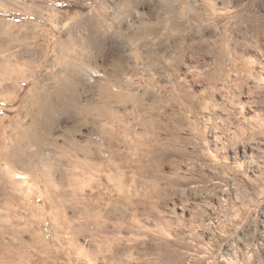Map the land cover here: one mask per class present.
I'll return each instance as SVG.
<instances>
[{
  "label": "rangeland",
  "instance_id": "1",
  "mask_svg": "<svg viewBox=\"0 0 264 264\" xmlns=\"http://www.w3.org/2000/svg\"><path fill=\"white\" fill-rule=\"evenodd\" d=\"M131 1L124 22L85 49L96 57L73 70L78 84L59 71L74 64L60 42L85 43L88 28L77 22L102 0H0V165L3 152L26 159L16 169L24 178L0 181V264H264V0ZM118 2L105 6L109 22ZM120 65L122 99L101 111L100 85ZM134 68L150 72L152 85L130 78ZM61 79L75 100H51L33 139L30 90L37 82L52 98ZM171 137L197 155L180 163L190 183L177 192L168 180L174 160L164 176L139 172L151 166L148 148ZM48 166L58 202L41 181ZM146 189L163 193L148 199L157 207L131 208L129 197Z\"/></svg>",
  "mask_w": 264,
  "mask_h": 264
},
{
  "label": "bare ground",
  "instance_id": "2",
  "mask_svg": "<svg viewBox=\"0 0 264 264\" xmlns=\"http://www.w3.org/2000/svg\"><path fill=\"white\" fill-rule=\"evenodd\" d=\"M108 1L110 2L111 0H102L100 7H98V6H97L98 8L95 7L96 10L94 8L93 12L90 15H87V16L85 15L83 18H81L77 22L78 24H82V25L85 24L87 26V28H88V34H87L88 37H87V40H86L85 43L80 42L79 40L75 39L74 37L71 39L70 35L67 36L66 38H64V40H62L60 42V45H62L60 47L63 48V51L61 49L62 53L64 54V56L66 57V59L68 61L73 62L74 64H73V67L69 68V69H68L69 66H62V67H60L59 71L61 73H63V74H67L66 75L67 77L69 76L75 82L77 81V83L81 82V80H80L81 78H79V75L74 73L73 70L77 68V69H82L84 71L89 66L90 62H94L95 61V57L96 56L94 54L88 52L89 48L87 49V51L85 50L87 48V46H92V47H95V48H96V46H99L98 43L100 41H102V38H104L106 36L105 35L106 34L105 33L106 30H103L104 27L108 26L109 28H111L112 25H115V26L118 25L119 26L121 23H123L124 21H123L122 17L124 16L125 12H127V13L129 12V6L132 3L131 0H118L119 2L116 3V8H117V14L119 16L116 19H113V20L111 19L112 21L109 22L110 18H107V17L104 16L105 15V6L107 5ZM155 26H153L152 24H149V25L148 24H145V25L143 24L142 28L144 29V31H147V32L150 33V32H155V30H156ZM165 28L166 27L164 26V29ZM69 30L71 31L72 29L70 28ZM99 30H101V31L99 32ZM70 40H73V42L71 44L72 46H70V47L68 46L66 48V46H67L66 43L70 45V43H69ZM99 49H100V47H99ZM99 54H100V52H99ZM124 66L120 65L118 67H112L110 71L115 74V76H113V77H115V81L113 82V81L109 80V81L103 83L102 85H100V95H101L102 99H101L99 110H101V111L104 110L105 112L110 113V111H109L110 100L113 97L116 98V99L119 98V93L116 91V86H119V84H120V79L119 78L123 74V72L125 71V67ZM98 75L99 74H94L93 73L92 76H98ZM117 76H119V77H117ZM147 80H148V85H152L151 84L152 83V79L148 78ZM67 83L65 82V80L61 79L60 85L56 88L55 93L52 96V98L49 95H47V93H46L47 92V88L46 87L41 86L37 82L34 83L32 89L30 90V96L31 97H30V101L29 102H30V105L32 106L33 110L35 111V113L34 114L32 113L33 115L31 114V116H30L31 124L28 127V129H25L26 132L28 133V135H30L33 139H37L38 135L36 133L37 132L36 129H38L37 127L40 125V122L42 120H45L48 117V115L50 114L49 106H50L51 100L62 101V102L74 101L75 100L74 99L75 95L73 94V90L72 89L71 90L67 89ZM131 87H132V85H131ZM161 87L162 88H166L164 85L161 86ZM151 126L154 128V125H151ZM106 133L108 135H111L112 130L108 129V130H106ZM145 136H146V134H143V137H145ZM20 138H21V136L17 135L15 137V140L11 142V145H12L13 149L17 148V143H19ZM168 149H170V146H167V147L165 146V148L163 147L161 149V151L156 152L155 155L153 156V162H154L155 169H151V170H149V172L144 171V173L142 175H146L147 174V175H152L154 177L164 176V174L161 173V168L159 167V165H160L161 161L166 157ZM174 151H175V154H176V156H177V158L179 160L178 161V166L175 167L173 174L168 178V180L174 185L175 192H177V191H179L182 188L180 186H183V185L187 184V182L189 181V177H186V176H184L185 174H182L181 172H179V168H180L179 165L183 161V159H185V158H186V160L188 159V160H192V161H193V159H192V156L187 151H185L184 149H182L180 147L178 149H174ZM79 153H81V152H79ZM85 156H86V154H84V158H85ZM1 159L4 161V163H3V165H0V181L1 180L3 181L11 173H12V175H10V177H12V179L24 178L23 173L20 172L21 170L17 171L16 169L20 168L22 165H24L26 163V159L21 157L19 154L15 155L14 151L13 152H3V155H2ZM83 164H85L84 161H83ZM184 164H187V162L184 163ZM184 167H185V165H184ZM186 167H187V165H186ZM187 168L188 169L189 168L190 169H194L193 162L192 163H191V161L188 162V167ZM54 172L55 171L51 167H49V166L46 167V169L43 172V175H42L43 177L41 178L42 179L41 181L45 184L47 192L48 191L52 192V194H49V195L47 194L49 196V199L52 200V202H56V201L58 202L59 201L58 198H59V195H61V193H58V194L55 193L53 191L55 188L54 189L52 188L53 184H51V182L49 181V176L54 175L55 174ZM79 174L82 175L84 173L80 172ZM192 177H191V180H192ZM111 179H112V176H111ZM193 181H194V179H193ZM59 183H62V181L60 180ZM188 183H190V182H188ZM12 188H14V187H12ZM162 195H163V193L160 192L158 189L157 190L146 189L143 192L142 197H140L139 200H133L132 197H129V206L131 208H135L136 207L138 209L141 206L142 203L143 204L145 203V205H147L148 203H151L152 207H157V205H158L157 200L149 202L148 199L149 198H151V199H153V198H155V199H163V197H161ZM57 210H59V209H57ZM0 243H1V241H0Z\"/></svg>",
  "mask_w": 264,
  "mask_h": 264
},
{
  "label": "crops",
  "instance_id": "3",
  "mask_svg": "<svg viewBox=\"0 0 264 264\" xmlns=\"http://www.w3.org/2000/svg\"><path fill=\"white\" fill-rule=\"evenodd\" d=\"M175 29V30H174ZM179 30V28L177 27V29L175 28V27H173V28H170V31H178ZM171 36H173V35H171ZM180 45H177L176 46V49H178V51H180ZM156 58V57H155ZM155 58H153V59H155ZM139 60V58H138V56L137 55H134V57H130V59L129 60H127V59H125V62L127 61L128 63L129 62H137ZM130 67H132V66H130ZM133 68V67H132ZM125 71H126V68H125ZM176 72V71H175ZM175 72H172V71H170V70H168V71H166V73H167V75H169L170 77H175L176 75H177V73H175ZM136 73H140L141 75H139V74H136ZM139 75V78H141V77H144V78H151V73L149 72V73H143V72H140V71H138L136 68H134V69H130V71H129V77L131 78V77H135V76H138ZM115 76V75H114ZM153 77V76H152ZM152 79V78H151ZM165 87H166V85H164ZM165 89V88H164ZM121 96H123V95H121V94H119V98H115L116 100H120V99H122V97ZM114 98V97H113ZM164 98H167V96L165 95V97ZM189 106H185V108H190L191 107V105H194L195 106V103H192V102H190L189 104H188ZM193 106V107H194ZM111 109H112V111L114 112V108H111L110 107V104H109V111L111 112ZM109 117H113L112 116V114H111V116L109 115ZM146 121H148L147 122V124H149V125H147L148 126V128L150 127V129L151 128H153L151 125H154V119H149V120H146ZM145 121V122H146ZM109 122V121H108ZM144 122V123H145ZM165 124V123H164ZM111 126V125H110ZM143 126H144V124H143ZM165 126H166V124H165ZM168 126V125H167ZM154 128H155V126H154ZM153 128V129H154ZM110 130H112V133H111V135H108L109 136V138H110V140L108 141L109 143H108V147L111 149V150H115V147L114 148H112V143L110 142V141H112V138H114L116 135H117V132L113 129V128H109ZM128 129H130V128H128ZM152 129V130H153ZM148 130H147V128H145V130H144V127H143V129L142 130H140V132H139V134H140V136L143 138V134H148L149 133V131L147 132ZM171 134V133H170ZM114 140V139H113ZM179 139L177 140H173V137H171V139H168V140H165V141H163L162 143H163V145H161V146H158L157 147V149H155V150H153L152 148H148V150H147V152L145 153V157L147 158V159H149L150 160V162H151V166H150V168H149V170H151V169H155V167H154V162H153V156L155 155V153L156 152H158V151H161V149L164 147L165 148V146L167 147V146H170V149H168V151H167V154H166V157L161 161V163H160V165H159V167L161 168L162 167V165H165V164H167L170 160H174L175 161V167L176 166H178V158H177V156H176V154H175V151H174V149H178L179 148ZM169 148V147H168ZM174 148V149H173ZM185 150V149H184ZM185 151H187V150H185ZM110 152V154H111V157L112 158H115V157H117V151L115 150V151H109ZM174 152V153H173ZM191 156H192V158L193 157H195V156H197L196 154H194V153H192V152H190V151H187ZM169 153V154H168ZM118 159H119V157H118ZM127 162L126 161H122V160H120L119 161V165L120 166H125V164H126ZM149 170H145V169H142V168H140L139 169V172L141 173V174H143L144 173V171H147V172H149ZM151 172V171H150ZM161 173H162V170H161ZM119 201H122V200H119ZM128 203H129V200H128ZM129 205V204H128Z\"/></svg>",
  "mask_w": 264,
  "mask_h": 264
}]
</instances>
